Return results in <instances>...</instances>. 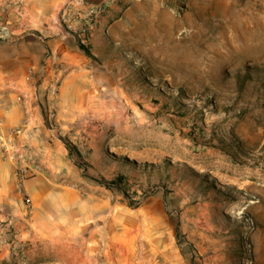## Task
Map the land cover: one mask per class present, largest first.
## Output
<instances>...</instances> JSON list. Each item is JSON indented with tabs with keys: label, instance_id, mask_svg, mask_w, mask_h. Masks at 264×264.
<instances>
[{
	"label": "rangeland",
	"instance_id": "1",
	"mask_svg": "<svg viewBox=\"0 0 264 264\" xmlns=\"http://www.w3.org/2000/svg\"><path fill=\"white\" fill-rule=\"evenodd\" d=\"M136 3L90 54L72 36L68 55L46 47L22 91L43 131L20 142L39 168L18 177L75 189L81 219L35 207L7 264H63L65 238L102 264H264V0ZM118 176L130 199L99 182Z\"/></svg>",
	"mask_w": 264,
	"mask_h": 264
},
{
	"label": "crops",
	"instance_id": "2",
	"mask_svg": "<svg viewBox=\"0 0 264 264\" xmlns=\"http://www.w3.org/2000/svg\"><path fill=\"white\" fill-rule=\"evenodd\" d=\"M69 1L0 0V117L3 119L1 133L7 136L10 128L28 121L23 135L8 137L7 149L0 147V239L4 244L0 251V264H7L11 260L10 246H17L23 237L30 239L31 225L34 224L37 215L35 207L38 206L39 209L44 202L50 203L54 208L66 207L64 221L79 223L81 219L74 211H69L75 206H80V195L75 189L37 190L38 182L46 180V175L23 182L18 177V171L22 167H29L30 170L39 168L32 148L30 151L24 149L20 142L28 139L31 147L37 145L38 136L40 134L42 137L40 132L43 131L42 127L34 124L33 118L27 117L29 110L22 103L21 94L22 91H27L32 96V85L35 83L32 74L42 62L46 47L67 55L74 50L71 37L65 36L59 27L61 8ZM88 1L101 4L109 0ZM136 1L139 0H118L112 3L93 30L92 44L104 45L110 37H120L124 30H128V22H131L133 17L131 8L137 4ZM56 28L59 29L58 35L62 32L63 36L61 39L58 37L49 40L48 37L51 36L49 30ZM39 31L42 33L41 36L37 34ZM75 46L79 47L78 44ZM45 148L48 153V142L45 143ZM21 152H24L23 158L19 157ZM53 156L50 152L47 154V160H52ZM50 165L53 166V161ZM53 176H56L55 173ZM49 177L52 175L49 174ZM77 228L79 229V226ZM64 240L67 241L68 252L67 256L64 254L62 258L63 264H102L97 252L86 253L79 242L77 246H71L72 239ZM91 241L94 245L96 241L100 242L96 238Z\"/></svg>",
	"mask_w": 264,
	"mask_h": 264
},
{
	"label": "built area",
	"instance_id": "3",
	"mask_svg": "<svg viewBox=\"0 0 264 264\" xmlns=\"http://www.w3.org/2000/svg\"><path fill=\"white\" fill-rule=\"evenodd\" d=\"M118 0H109L106 3L95 4L88 0H70L65 4L59 14V25L65 36H72L75 38L79 45H89L92 40L93 30L100 18L107 12L111 4ZM3 126V119L0 117V147L7 149V138L15 137L20 132L17 129H9L5 136L1 133V127ZM24 152L19 154L20 158H23ZM19 179H24V175L20 174ZM3 240L0 239V246H2Z\"/></svg>",
	"mask_w": 264,
	"mask_h": 264
},
{
	"label": "trees",
	"instance_id": "4",
	"mask_svg": "<svg viewBox=\"0 0 264 264\" xmlns=\"http://www.w3.org/2000/svg\"><path fill=\"white\" fill-rule=\"evenodd\" d=\"M80 47L87 52L88 54H90V49L87 48L86 46L80 45ZM72 151V148H71ZM99 182L107 187H116L118 188L123 194H125V196L127 198L130 199L129 194L127 193L126 188L124 187L123 184V177L122 176H118V178L114 179V180H107L105 178H102L99 180ZM177 236L180 237V230L177 228Z\"/></svg>",
	"mask_w": 264,
	"mask_h": 264
}]
</instances>
